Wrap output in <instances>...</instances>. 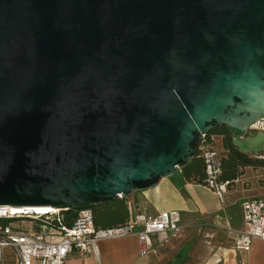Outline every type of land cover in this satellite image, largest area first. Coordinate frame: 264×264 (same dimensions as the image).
<instances>
[{"label":"water","instance_id":"95a60500","mask_svg":"<svg viewBox=\"0 0 264 264\" xmlns=\"http://www.w3.org/2000/svg\"><path fill=\"white\" fill-rule=\"evenodd\" d=\"M262 123L264 0H0V206L154 189L220 126L264 159Z\"/></svg>","mask_w":264,"mask_h":264},{"label":"built area","instance_id":"2783aa9c","mask_svg":"<svg viewBox=\"0 0 264 264\" xmlns=\"http://www.w3.org/2000/svg\"><path fill=\"white\" fill-rule=\"evenodd\" d=\"M203 136L198 146L204 162V184L223 200L234 181L222 180V157ZM214 141V136L210 137ZM245 230L237 236L234 249L249 252L255 240L264 241V199L242 204ZM74 213V216L71 215ZM8 221L7 224L3 222ZM183 222L178 210L149 216L139 212L125 224L100 229L90 208L0 206V264H66L74 252L99 258V243L135 237L140 255L149 254L154 245L164 246L180 232Z\"/></svg>","mask_w":264,"mask_h":264},{"label":"crops","instance_id":"0c3cea01","mask_svg":"<svg viewBox=\"0 0 264 264\" xmlns=\"http://www.w3.org/2000/svg\"><path fill=\"white\" fill-rule=\"evenodd\" d=\"M257 135L250 132L247 139H255ZM213 146L222 158L227 157L223 136L214 135ZM256 198L264 199V166L242 169L223 200L205 185L187 182L180 173L163 179L154 189L134 193L128 201L133 215L142 212L156 216L164 211H180L185 232L197 227V220L202 221L196 228L198 238L193 250L185 254L184 264H264V241L255 240L249 252L234 249L237 236L245 230L242 204ZM174 237L168 243L172 244ZM165 246L154 245L149 254L141 256L140 243L135 237L102 241L99 258L74 252L66 264H160L165 259L160 250Z\"/></svg>","mask_w":264,"mask_h":264},{"label":"trees","instance_id":"16d2710c","mask_svg":"<svg viewBox=\"0 0 264 264\" xmlns=\"http://www.w3.org/2000/svg\"><path fill=\"white\" fill-rule=\"evenodd\" d=\"M214 135H221L225 139V147L228 150L227 157L222 158V180L234 181L241 175V170L250 166H264V159L253 158L237 150L232 142L229 130L225 126H220L209 133V142L214 145V141L210 138ZM183 178L187 182L196 184H204V162L201 158L199 149L197 148L196 156L193 162L183 170ZM129 197L120 198L114 202L96 205L90 207L94 214V220L97 228L106 229L125 224L132 216L133 211L128 201ZM74 216V213L71 214ZM7 224L8 221L3 222ZM185 254L183 251L178 253L177 257L168 264H184Z\"/></svg>","mask_w":264,"mask_h":264},{"label":"rangeland","instance_id":"374dc122","mask_svg":"<svg viewBox=\"0 0 264 264\" xmlns=\"http://www.w3.org/2000/svg\"><path fill=\"white\" fill-rule=\"evenodd\" d=\"M201 223L202 221L197 220V227L188 228L185 232L183 231L185 230L184 222H182L180 232H178L173 239L174 244L172 243V245L168 243L165 247L161 248L160 252L165 259H162L160 264H168L170 261H173L181 251H183L186 255L189 254V251L191 252V250H193V243L198 238V230H196V228H198ZM170 248H172V251H170ZM186 264L189 263L187 262Z\"/></svg>","mask_w":264,"mask_h":264},{"label":"flooded vegetation","instance_id":"af4514ba","mask_svg":"<svg viewBox=\"0 0 264 264\" xmlns=\"http://www.w3.org/2000/svg\"><path fill=\"white\" fill-rule=\"evenodd\" d=\"M264 132V128L263 125H259L257 130H254L251 132V134H253V136H256L258 134V132ZM261 154L264 156V150L261 152Z\"/></svg>","mask_w":264,"mask_h":264}]
</instances>
